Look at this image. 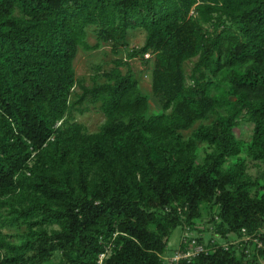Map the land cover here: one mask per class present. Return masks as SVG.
<instances>
[{"label":"trees","instance_id":"obj_1","mask_svg":"<svg viewBox=\"0 0 264 264\" xmlns=\"http://www.w3.org/2000/svg\"><path fill=\"white\" fill-rule=\"evenodd\" d=\"M135 30L128 59L154 57L159 112L128 61L93 87L77 79L80 48L127 47ZM85 102L105 115L96 133L75 118ZM247 159L264 165V0H0V264H168L172 233L205 209L253 251L179 264H264V169L254 179Z\"/></svg>","mask_w":264,"mask_h":264},{"label":"rangeland","instance_id":"obj_2","mask_svg":"<svg viewBox=\"0 0 264 264\" xmlns=\"http://www.w3.org/2000/svg\"><path fill=\"white\" fill-rule=\"evenodd\" d=\"M95 28L90 27L88 29V39L87 42L91 46H95L98 44V38L95 33ZM146 35L143 31L135 30L133 31L128 37V46L127 47H119L117 49L111 43H101L100 47L96 50H87L84 48H80L77 54V57L74 61V68L77 74V79L83 80L87 87H93L94 84H100L103 82V73L107 71H111L113 68L116 67L115 62L117 60L122 59L123 61H128L129 66L133 73L135 74L136 78L139 81L140 89L143 93L147 94L150 99L151 110L152 112H159L161 111V105L157 98L154 96L152 92V78L151 73L154 66V57L152 55H146V59L149 60L148 63H144L140 57L135 59H128L129 54L133 49H140L143 47L145 43ZM197 59H193L190 61H186L183 65L185 70L187 80L189 81L190 75L194 68L195 62ZM129 67L122 66L120 69L123 73H126ZM81 94V91L78 87H75L72 95V99H76L78 95ZM77 111H75V118L78 122L82 123L85 126V129L88 133H96L100 130V127L105 122V115L101 110L100 105L90 104L85 102L84 104L77 107ZM214 117H209L206 123L211 122ZM199 125V122L196 124V127ZM192 130L184 131L186 137L190 135ZM236 136L239 139L244 141H250L252 135V125L246 121H241L239 127L235 130ZM248 161V173L254 178H260L264 169V165L259 162H254L250 159ZM2 216L8 215L7 208H3L0 211ZM209 212L205 209L203 212V218L206 221H209ZM203 220V221H204ZM199 226L201 225V221L197 220ZM2 223V222H0ZM196 228V227H195ZM193 229L194 236L198 237L203 241H209L210 239H218L222 242V239H219L215 236L216 229L211 231L209 229ZM48 231L51 230H58V226H51L47 227ZM3 233L9 234L12 236L11 241H19L18 234L22 232L18 231L17 228H9L4 227L2 228ZM184 234V228L181 227L177 228L171 235L167 247V251L164 255L166 261L172 258L175 255V252L178 250L182 237ZM228 238V237H227ZM240 238V237H238ZM237 238V240H239ZM232 240V239H231ZM225 241H229V238ZM241 242V241H240ZM238 243L241 244V243ZM250 251H253V246L249 244H244ZM244 245H242L244 247ZM60 255L54 257L51 264H58L60 260Z\"/></svg>","mask_w":264,"mask_h":264},{"label":"built area","instance_id":"obj_3","mask_svg":"<svg viewBox=\"0 0 264 264\" xmlns=\"http://www.w3.org/2000/svg\"><path fill=\"white\" fill-rule=\"evenodd\" d=\"M149 55V54H148ZM166 211H169L167 208ZM183 217V216H182ZM184 218V217H183ZM219 221V219L217 218ZM198 221H195L194 226H185L184 228V234L180 243V246L178 250L175 252V255L170 258L167 262L168 264H179L180 261H187L188 263L196 260L198 257L202 255H209L214 252H216L218 249L223 248L224 250H229L230 246L232 245H238V243L247 244L252 240L251 236L247 235L246 230L243 229V237L238 238L233 233L228 234L227 237L229 238V241H225V238H222L220 234H217L215 232V236L219 239H222L223 241L220 242L218 239H210L209 241H203L199 239L198 237L194 236L193 229H209L211 231L215 230L214 224L210 223L209 221H201V225ZM237 238L239 240H237ZM227 239V238H226ZM232 239V240H231ZM256 243L258 242L255 240ZM240 245V244H239ZM262 244L258 242V247H261ZM246 252L249 253V250ZM105 258V254H102L100 256V263H102L103 259ZM165 259V258H164ZM166 260V259H165Z\"/></svg>","mask_w":264,"mask_h":264}]
</instances>
